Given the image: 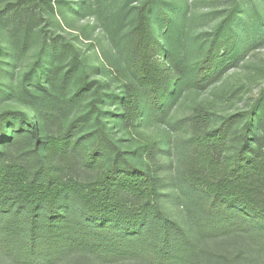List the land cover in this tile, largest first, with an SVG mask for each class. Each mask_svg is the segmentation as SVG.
Masks as SVG:
<instances>
[{"label":"trees","instance_id":"obj_1","mask_svg":"<svg viewBox=\"0 0 264 264\" xmlns=\"http://www.w3.org/2000/svg\"><path fill=\"white\" fill-rule=\"evenodd\" d=\"M31 3L69 20L63 0H18L9 31L17 57L30 49ZM77 5L69 11L103 19L110 48L100 44V63L44 36L11 92L25 109L0 110V233L8 247L30 257L45 249L53 259L264 264V94L229 115L197 106L170 123L179 134L167 144L143 135L129 150L114 133L167 122L185 89L204 90L238 64L264 34V19L245 39L246 8L237 3L187 43L186 1ZM75 107L83 109L70 117Z\"/></svg>","mask_w":264,"mask_h":264},{"label":"rangeland","instance_id":"obj_2","mask_svg":"<svg viewBox=\"0 0 264 264\" xmlns=\"http://www.w3.org/2000/svg\"><path fill=\"white\" fill-rule=\"evenodd\" d=\"M18 0H0V110L6 108H22L20 99L12 92L16 90L25 72L30 70L40 48L44 45V36L47 39L57 37L71 43L78 51L81 59L86 64L100 63V44L104 48H110V41L105 31L102 17L97 12L81 11L74 14L70 12V6L78 8L79 3L97 2L98 0H63L69 20L68 23L61 16L58 9L51 10L48 7L36 6L31 3L28 7L31 25L33 27L31 37L28 40L30 49L20 57L13 54V44L9 31L15 26L13 14ZM56 0H52L53 6ZM105 2L107 0H100ZM170 2L188 3L189 14L186 22L185 39L195 42L193 38L200 37L211 32L216 25L223 20L229 11L237 4L242 3L244 11L241 17L249 22V32L246 38H252V27L255 19H264V0H168ZM91 10V9H90ZM93 10V9H92ZM22 36V33L20 32ZM255 43L249 45L243 58L238 64L230 68L220 80L204 90L187 88L174 105L167 122L153 121L147 124L142 131L125 133L114 129L115 137L122 139V145L129 150L137 149L142 143L143 135L151 139L160 140L167 144L170 137L178 135L170 128V123L183 119L193 113L197 106L208 107L217 116L229 115L237 111L252 108L264 94V34ZM248 41V40H246ZM187 45V44H185ZM98 46V48H97ZM196 45L194 44L193 47ZM107 78L103 75H93L91 78ZM111 91L118 90L119 84L115 79L109 80ZM84 107V106H83ZM83 107H75L70 117L80 112ZM111 107H107L109 110ZM114 109H112L113 111ZM0 233V264H144L139 260L110 258L98 261L88 253L66 254L57 258H50L45 249H37V255L30 257L19 252L13 246L8 247V234ZM3 237V238H2ZM17 237V236H16ZM15 237V238H16ZM18 239V238H17ZM13 241L15 239H12Z\"/></svg>","mask_w":264,"mask_h":264}]
</instances>
